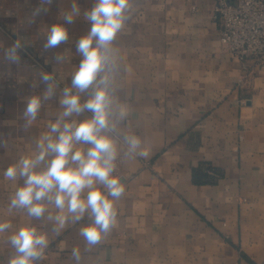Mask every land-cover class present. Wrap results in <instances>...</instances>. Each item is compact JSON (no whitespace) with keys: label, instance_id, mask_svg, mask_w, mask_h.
I'll list each match as a JSON object with an SVG mask.
<instances>
[{"label":"crops","instance_id":"1","mask_svg":"<svg viewBox=\"0 0 264 264\" xmlns=\"http://www.w3.org/2000/svg\"><path fill=\"white\" fill-rule=\"evenodd\" d=\"M220 1L132 0L134 15L114 45L118 95L129 111L122 131L136 133L147 155L118 162L125 193L115 202L117 222L85 251L79 228L90 223L87 215L58 235L47 220L10 212L23 181L2 173L34 152L62 111L59 94L80 62L75 42L90 27L83 13L94 0H78L81 15L68 26V43L48 52V29L62 22L72 0H54L34 23L38 0H0V221L13 225L0 234V264L14 255L8 236L28 224L49 236L40 264H73L74 247L81 264H264V70L240 85L243 65L219 35ZM17 39L25 47L21 63L12 64L4 51ZM55 53L62 63L52 60ZM44 72L59 94L25 130L26 98L43 92V84H32Z\"/></svg>","mask_w":264,"mask_h":264},{"label":"clouds","instance_id":"2","mask_svg":"<svg viewBox=\"0 0 264 264\" xmlns=\"http://www.w3.org/2000/svg\"><path fill=\"white\" fill-rule=\"evenodd\" d=\"M53 3L54 0H38L28 22L34 23ZM80 15L78 0H72L62 22L48 29L45 52L68 43V26ZM133 15L132 0H94L91 8L84 11L83 18L90 27L75 42L80 62L70 84L62 88L61 95L56 90L55 77L42 73L32 87L43 84L45 88L26 98L22 127L30 128L44 103L58 94L62 111L49 123L48 131L38 137L34 152L21 156L2 173L6 180L23 181L10 199V212L24 210L31 220H47L58 235L66 224L75 225L87 215L90 223L79 228L85 251L99 245L117 222L115 202L125 193V182L117 174L118 162L147 155L136 133L122 131L127 127L129 111L118 95L120 64L114 45ZM24 47L17 39L5 49V58L12 64L21 63ZM64 59L62 53L52 56L57 64ZM85 113L91 116L84 117ZM3 142L4 134L0 133V143ZM12 228L10 221H0V234ZM7 239L14 249L7 264H40L50 246L48 234L35 224L19 227ZM71 258L73 264H81L79 247L72 249Z\"/></svg>","mask_w":264,"mask_h":264},{"label":"built area","instance_id":"3","mask_svg":"<svg viewBox=\"0 0 264 264\" xmlns=\"http://www.w3.org/2000/svg\"><path fill=\"white\" fill-rule=\"evenodd\" d=\"M215 18L222 45L243 65L244 85L264 70V0H221Z\"/></svg>","mask_w":264,"mask_h":264}]
</instances>
